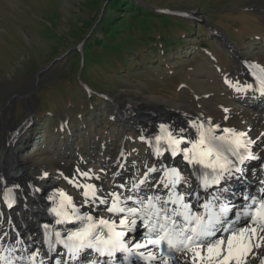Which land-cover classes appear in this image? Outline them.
I'll return each instance as SVG.
<instances>
[{"label":"rangeland","instance_id":"obj_1","mask_svg":"<svg viewBox=\"0 0 264 264\" xmlns=\"http://www.w3.org/2000/svg\"><path fill=\"white\" fill-rule=\"evenodd\" d=\"M122 2L135 6L125 9L120 0H0V172L6 173L9 165L23 167V176H8L12 183L30 179L32 186L63 187L75 198L76 188L64 177L96 166L107 174L99 164L108 159L103 153L119 156L121 150L127 154L121 161L126 175L142 176L152 153L139 140L145 133L134 119L135 109L149 111L147 97L186 104L193 113L215 115L211 104L222 102L227 112L264 116V100L258 107L257 100L251 102L225 84V74L245 72V60L264 65V0ZM153 30L156 38L176 39L175 48H157L149 56L153 43L147 37ZM137 52L139 58L133 60ZM178 119L166 121L178 126ZM2 181L0 175V211H17L21 219L31 211L34 228L41 211L28 201L5 209L2 197L8 186ZM47 197H42L45 202Z\"/></svg>","mask_w":264,"mask_h":264},{"label":"snow or ice","instance_id":"obj_2","mask_svg":"<svg viewBox=\"0 0 264 264\" xmlns=\"http://www.w3.org/2000/svg\"><path fill=\"white\" fill-rule=\"evenodd\" d=\"M244 67L251 82L233 81L225 74V84L238 94L264 97V65L245 61ZM185 116L184 127L161 123L154 138L145 134L139 136L151 149L159 167L156 163L149 167L145 161L143 176H139L137 167L139 178L116 185L118 190L105 192L102 186L89 182L102 179L91 169L77 168L73 176L64 177L80 190L82 203L77 204L63 188L54 189L47 197L52 204L48 212L56 217L55 225H77L63 234L54 225H41L43 243L48 250L55 252L57 245L65 250L67 259L62 257L58 264H69V261L80 264L86 252L95 256L84 264H101L99 258H105L103 264H111L118 253L125 254L124 259L135 256L144 264H250L256 260L264 264V255H261L264 252V180L259 182L261 187L255 195L247 190L233 193L241 197V205L223 198L229 191L230 180L247 179L245 164L261 159L252 151L257 141L251 139L248 132L222 128L203 114L196 119L188 117L187 113ZM165 154L173 159L182 157L192 169L199 190L206 194L204 197L179 168L160 162ZM126 155L121 150L117 158L120 170L125 168L121 161ZM155 173H160V179L152 182ZM118 174L113 173V181ZM42 176L46 178L48 173ZM181 185L189 191H179ZM19 189L20 185H15L4 191L2 199L7 208L16 205ZM34 190L41 191L39 187ZM85 207L90 211L83 212ZM197 207L201 211L194 210ZM101 210L108 215L95 214ZM241 224L243 226H239ZM137 229H143V237L133 240L129 246L127 237ZM221 230L225 235H219ZM21 243L17 239L16 245ZM15 250L0 251V264H16L21 260L37 264V258L45 255L36 249L28 256L10 259ZM40 264H44L42 259Z\"/></svg>","mask_w":264,"mask_h":264},{"label":"bare ground","instance_id":"obj_3","mask_svg":"<svg viewBox=\"0 0 264 264\" xmlns=\"http://www.w3.org/2000/svg\"><path fill=\"white\" fill-rule=\"evenodd\" d=\"M245 61L242 62L244 69H245V67H244ZM249 62H251V61H249ZM229 76H230L229 79H231L233 81L241 79L243 83L251 82V79H252L247 74L246 70H245V72H242L239 75L232 73V74H229ZM248 94L253 96L252 99L254 101L257 100V102H259L258 95L254 96L252 93H248ZM147 98L149 99V101H152L151 105L149 107L150 108L149 111H146V110L143 111L144 109H142V108L135 109L137 116H135L136 118L134 119V121H135V123H137V125H139V127L141 126L140 130H142L146 134V136H148V137L154 138V136L159 133V127L158 126L161 123L156 124V123L152 122V121H154L153 119H156V117H159L161 120H163L162 123L170 124V125L175 126L176 128H179V127L186 126V116H185L186 113H187V116L191 117L192 119H196L197 117H199L201 115L200 112L193 113V110H191L186 104H184V105L171 104V103L164 104L163 102H161L160 98H157V97H154V98L147 97ZM220 103H222V102L211 104L212 109L216 113L215 115L214 114H206V113H203L201 111L203 114V117L204 118L211 117L212 121L214 123L220 124L222 128L223 127H229V128H235V129L240 130V131H246V132H248L249 137L252 134V137H250V138L257 141L256 142L257 145L255 146L256 152L255 151L254 152L256 154L259 153V155L264 157V137L261 136V134H264V116H257L256 114H254L252 112H248L246 110L242 114H238L237 111L225 112L224 110L226 108L223 106L224 104H220ZM225 116H227V119H225ZM171 117H173L174 119L179 118L180 120L178 119L176 121V124H180V125H178V126L175 125L173 123V120L166 121L167 118H171ZM146 122H147V124H148V122H150L149 126L145 125ZM223 122H225L227 124H225ZM193 138H194V133H193ZM9 139H11V138H9ZM5 149H6V146H5ZM151 153H152V151H151ZM151 156L153 157L152 154H151ZM104 157L108 158V159L106 161H104V159L101 160L99 162V164L104 166L105 169H108L109 173H107V174H104V172L101 173V169H99L96 166L93 169V172L97 173V174H101L102 179L100 181H97L98 183L95 182V180L89 181V182L96 183L98 186H102L103 189L105 190V192L116 191V190H118L115 187L116 185H119V183H125V182L129 181L130 179H132V177H129L128 175H126L127 174V172L125 171L126 169H123V170L118 169L117 162L115 161V159L119 157L117 155V153L109 155L107 153L105 154V152H104L103 158ZM152 157L148 158L146 160L148 162L149 167H151L154 163L157 164V160L153 159ZM23 159L24 158H20V161H22ZM12 160H13L12 161L13 163L19 162V160L16 158H12ZM160 162L166 166H169V167H174L176 164L185 165L181 156L176 157L175 159H173L171 156H169L168 158L163 157L160 159ZM260 165H261V162H258V167ZM9 166H10V168L8 169V171L6 173H4L3 171L0 172V175L3 176V181H2L3 185L8 186V187H13L17 184H20V186L28 189L27 191L21 190L22 193L20 190L16 191V198H17L16 206H17V208L19 207L20 204H22L26 201L31 202L32 204L35 205V207H37L41 211V212H38L36 217H38L40 214H41V217L38 219L39 221L35 225V227L32 228V224H31L32 219L30 218V216H28V213L31 211H28L27 215L25 216V219H21L19 217L17 211L15 213L8 212V211H5V212L0 211V237H4L3 239H0V251H3V249H5V248L14 247L16 250L13 251L11 253V255L9 256L10 259H14L17 256H21V257L28 256L31 254L32 251L39 249L42 253L45 254L42 257L48 258L49 257V250H48L47 246L43 243L44 237H43V231H42L41 225L45 224V223L50 224V225H54V226H56L55 228L57 230H59L57 227H63L64 226V225H55L56 217L54 215L49 214V212H48V209L52 206L51 202L48 200L45 202L41 198L42 195L48 194V196H49L50 194H52L54 188H50L48 190L41 189L43 192H41L39 194V192H36L34 190V188L40 187V184H35V186H32V181L30 179L27 181H22L20 183H12L11 181L8 180V176H10L11 174L19 173V172L21 174L20 176H23V172H22L23 167L21 164L15 166V167L11 166V165H9ZM158 167H159V163H158ZM144 170L145 169H144V164H143L142 171H144ZM118 171H119V174L115 177V180L113 181V173H117ZM8 173H10V174H8ZM74 173L75 172H73V175H74ZM156 175H157V179L154 178V180L152 182H155L156 180L160 179V173H156ZM184 175L188 176L192 180L193 188L200 191L201 196L204 197L206 194H204L202 192V190H199V188L197 186V181L192 176V169L189 168L188 172L185 173ZM20 176L18 175V177H20ZM142 176H143V172H142ZM233 181H234V183H237V182H242L245 184L248 183L247 185H249V183L251 182L250 178H248V174H247V179L245 181H238L236 179H233ZM112 182H113V185H112ZM181 186L183 187L184 191H189V189H185L183 185H181ZM181 186L179 188H181ZM237 187H238V184H235L233 186L229 185V190L233 191V193L234 192L237 193L238 192ZM76 191H77V194H76L75 198L73 197L74 201L77 204H81L82 203V197L80 195V190L76 189ZM223 197L227 200L230 199L229 191L225 192L223 194ZM234 199L237 200L238 195H234ZM4 206H6L5 203H4ZM129 206H132V205L130 204ZM82 210L88 212V211H90V208L85 207ZM95 214L96 215H108L106 212H104L102 210L98 211ZM32 216H34V214ZM9 217H10V220H9ZM239 226H243V225L241 224ZM31 229H34L33 230L34 232L31 234H28L27 232ZM20 231H21V233H19ZM35 231H37V232L35 233ZM5 233H7L8 235L5 236ZM135 235L137 237V238H135L136 241L141 240L143 237V229H137L135 232ZM29 236H30V238H29ZM17 239L22 241V243L19 246L16 245ZM29 240H30V243H28ZM27 245L33 246L34 249H30L29 252H27V250H22V249H24L23 247H25ZM22 251L25 254L20 255V253ZM50 253L51 254L53 253L52 257H55V258L61 257V253L58 252L57 250L55 252L50 251ZM4 254L9 255L6 252ZM261 255H264V252H262ZM39 258H41V257H39ZM92 258H93V256L91 255V257H88V260L85 259V261H90ZM27 263H28L27 260H21V261L16 262V264H27ZM80 264H82L81 261H80ZM250 264H259V260H256L255 262L250 261Z\"/></svg>","mask_w":264,"mask_h":264},{"label":"trees","instance_id":"obj_4","mask_svg":"<svg viewBox=\"0 0 264 264\" xmlns=\"http://www.w3.org/2000/svg\"><path fill=\"white\" fill-rule=\"evenodd\" d=\"M120 3H121L120 7L123 6V7H125V9L135 6L134 3H132V2H122V0H120ZM140 6H139V10L137 12H141L140 9H142L143 6H141V7ZM149 14L151 15V13H149ZM148 35H151V36L147 37V41L149 43H153V45L151 47L152 53L149 52L150 53L149 56L153 55L154 51L157 48L160 49V52H165V51H168L169 49L175 48L176 41H177L176 39L172 40V38H170L169 36H165V35L159 36L156 38L157 34H156L155 30L150 32ZM91 39H92V41L95 40V38H91ZM201 46H202V48H205V44L203 42H202ZM75 51H78V50L75 49ZM137 56H138V52L133 56V60H137L139 58ZM67 76H69V74H67L66 77ZM69 78H71V77H69ZM78 79L82 80V82L84 81L82 79L81 75H80V78L78 77ZM82 84L84 85L86 83L83 82ZM90 90H92V89H90ZM34 114H33V116H34ZM33 116H32V118H33ZM33 121H35V119Z\"/></svg>","mask_w":264,"mask_h":264},{"label":"water","instance_id":"obj_5","mask_svg":"<svg viewBox=\"0 0 264 264\" xmlns=\"http://www.w3.org/2000/svg\"><path fill=\"white\" fill-rule=\"evenodd\" d=\"M154 9V8H153ZM28 118L30 119L31 118V114H29Z\"/></svg>","mask_w":264,"mask_h":264}]
</instances>
